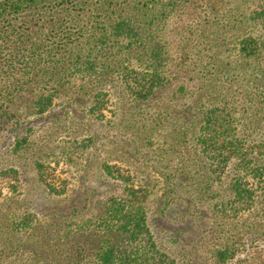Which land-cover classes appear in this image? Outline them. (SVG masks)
Wrapping results in <instances>:
<instances>
[{"label": "rangeland", "instance_id": "1", "mask_svg": "<svg viewBox=\"0 0 264 264\" xmlns=\"http://www.w3.org/2000/svg\"><path fill=\"white\" fill-rule=\"evenodd\" d=\"M215 1L217 5L210 6L209 18L203 16L200 28L199 23L195 26L198 14L191 7L174 10L165 21L153 26L156 41L164 47V69L172 77H192L193 83L208 61L207 55L213 53L216 57L215 70L210 67L215 74L199 78L201 88H192L188 104L183 105L185 100L179 94L176 99L167 90L162 92V98L138 102L113 74L105 88L107 100L101 118L89 111L88 99L76 102L66 99L63 88L53 100L55 105L51 110L25 115L28 112L22 109L24 121L32 127L26 146L14 147L15 140L25 132L10 129L1 132L0 264H48L51 260L48 262L47 257L53 253L56 263H67L65 257L76 249L79 239L74 230L69 236L64 235L66 229H74L79 221L78 216L71 217V214L74 211L86 214L96 201L121 190L116 181L101 175L100 165L106 161L131 169L137 179L146 178L149 186L155 184L149 197V212L158 239L171 253L174 264H214L211 251L232 242L238 250L222 264H264V192L250 210H241L235 216H222L220 201L228 192L232 165L229 163L221 177L210 181L208 167H203L206 159L193 145L192 133L198 126L196 116L201 105L199 99H209L205 102L208 105L209 101L215 102L223 96L230 99V105L249 107V125L257 127L264 122V111L255 116L257 109L252 110L255 108L252 105H264L255 97L263 87L256 73L260 65L264 66V51L255 59H244L237 51L241 26H261L264 32V22L259 24L248 18L245 25L242 21L236 26L227 25L224 20L229 5L225 0ZM260 1L247 0L245 4L239 1L238 12L248 13ZM146 2L157 8L160 5L155 0ZM147 12V17L139 13L138 18L142 21L153 18L156 23L157 10L149 8ZM237 18L244 19V14H238ZM178 33H183L184 39H180ZM203 45L207 49H202ZM142 49L138 53H143ZM136 54L129 56L133 66L137 63ZM122 56H115L112 65L124 58ZM116 63L114 68L118 67ZM74 78L66 85L79 82ZM206 87L208 90L203 91ZM241 91H248L252 101H242ZM25 96L35 99L27 93ZM29 100H18L16 105L33 104ZM146 121L156 126L151 145L139 128ZM243 121L241 118L242 127ZM91 135L94 139L88 144ZM37 161L43 163V178L38 172ZM169 168L184 178L183 185L177 186L175 199L165 207L163 178L159 172ZM3 171L8 173L2 174ZM44 179L50 185L45 184ZM25 214H31L33 225L25 232L12 231L11 224ZM61 234L63 238L59 239L55 253L54 243Z\"/></svg>", "mask_w": 264, "mask_h": 264}, {"label": "trees", "instance_id": "2", "mask_svg": "<svg viewBox=\"0 0 264 264\" xmlns=\"http://www.w3.org/2000/svg\"><path fill=\"white\" fill-rule=\"evenodd\" d=\"M239 1L245 4L247 0H225L229 5L225 24L236 26L242 21L245 25L248 18L259 24L264 22V0L248 13L240 12L244 19L237 18ZM155 3H160L158 8L155 4L148 5L146 0H0V135L7 129L25 132L15 140L14 147L26 146L32 127L23 118L29 113L42 114L51 110L55 105L53 100L63 88L66 99L75 102L88 99L89 111L101 118L107 100L105 88L113 74L138 102L162 98V92L167 90L173 98H179V94L185 100L183 105L188 104L192 88H201L199 78L215 74L210 67L215 70L216 57L207 53L208 61L193 83L192 77H172L164 69V47L156 41L153 26L165 21L174 10L191 7L198 14L195 26L199 23L200 28L203 16L208 19L210 6L217 2L155 0ZM149 8L157 10L156 23L153 18L149 21L138 18L139 13L147 17ZM241 27L237 51L244 59H255L264 51V32L261 26ZM178 34L184 39L183 33ZM140 48L144 49L143 53H138ZM202 49L207 48L203 45ZM136 52L137 63L133 66L129 56ZM118 55L124 58L115 62L118 67L114 68L115 63L112 65L111 61ZM256 74L263 87L255 97L264 104V66L260 65ZM74 77L79 82L67 86ZM26 93L35 99L26 98ZM241 94L242 101H252L248 91H241ZM22 99H30L28 102L33 104L16 105ZM218 99L209 101L208 105L205 102L209 99H199L198 126L192 138L197 152L206 159L203 167H208L210 181L221 177L229 163L232 165L228 192L220 201L222 216L229 217L238 215L241 210H250L264 192V122L257 127L251 126L247 121L250 118L248 106L230 105V99L223 96ZM252 106H255L252 110L257 109L255 116L258 112L263 113L264 105ZM22 109L28 113L24 115ZM241 118H244L243 127ZM155 127L152 121L139 126L150 145ZM91 136L87 139L88 144L94 139ZM37 166L43 178V163L37 161ZM100 168L101 175L116 181L121 190L96 201L86 214L80 215L77 211L71 214V217L78 216L79 221L74 229H66L64 235L69 236L74 230L79 239L76 249L71 250L65 257L67 263L63 264H174L171 253L158 239L149 212V197L155 184L149 186L146 178L137 179L131 169L107 161L101 163ZM7 173L3 171L2 174ZM159 173L163 178L162 195L166 196V207L175 199L177 186L183 185L184 177L170 168ZM44 182L50 185L46 179ZM49 188L57 192L53 187ZM30 215L15 220L11 224L12 231L25 232L31 227ZM62 234L56 237L55 253ZM235 244L215 247L211 251L214 264H222L232 257L238 250ZM47 260H51L48 264H58L54 253Z\"/></svg>", "mask_w": 264, "mask_h": 264}]
</instances>
